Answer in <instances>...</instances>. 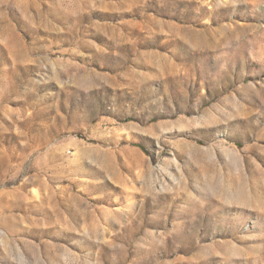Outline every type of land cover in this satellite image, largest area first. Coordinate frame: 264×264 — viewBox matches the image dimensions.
Returning <instances> with one entry per match:
<instances>
[{
	"label": "rangeland",
	"instance_id": "1",
	"mask_svg": "<svg viewBox=\"0 0 264 264\" xmlns=\"http://www.w3.org/2000/svg\"><path fill=\"white\" fill-rule=\"evenodd\" d=\"M0 264H264V0H0Z\"/></svg>",
	"mask_w": 264,
	"mask_h": 264
}]
</instances>
